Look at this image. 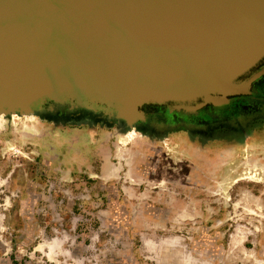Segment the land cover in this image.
<instances>
[{
  "label": "rangeland",
  "instance_id": "rangeland-1",
  "mask_svg": "<svg viewBox=\"0 0 264 264\" xmlns=\"http://www.w3.org/2000/svg\"><path fill=\"white\" fill-rule=\"evenodd\" d=\"M92 115L0 117V264H264V118L127 141Z\"/></svg>",
  "mask_w": 264,
  "mask_h": 264
},
{
  "label": "water",
  "instance_id": "water-1",
  "mask_svg": "<svg viewBox=\"0 0 264 264\" xmlns=\"http://www.w3.org/2000/svg\"><path fill=\"white\" fill-rule=\"evenodd\" d=\"M262 59L264 0H0L4 116L194 114L250 94Z\"/></svg>",
  "mask_w": 264,
  "mask_h": 264
},
{
  "label": "flooded vegetation",
  "instance_id": "flooded-vegetation-1",
  "mask_svg": "<svg viewBox=\"0 0 264 264\" xmlns=\"http://www.w3.org/2000/svg\"><path fill=\"white\" fill-rule=\"evenodd\" d=\"M262 68H264V59L254 71ZM141 110L145 114V120L133 126L124 123L120 125L100 116H92L98 121L108 122L113 126L127 127L128 130L131 127L136 133L145 135L184 131L195 136L210 138L223 132L239 133L245 131L252 122L264 118V75L252 83L250 94L233 96L226 105L219 107L207 105L194 114L169 113L166 106L158 105H144Z\"/></svg>",
  "mask_w": 264,
  "mask_h": 264
},
{
  "label": "bare ground",
  "instance_id": "bare-ground-1",
  "mask_svg": "<svg viewBox=\"0 0 264 264\" xmlns=\"http://www.w3.org/2000/svg\"><path fill=\"white\" fill-rule=\"evenodd\" d=\"M32 115L33 114H31V113H24V114H22L20 116L26 117V116H32ZM3 116L4 115H0V117H3ZM10 116H16V114H10ZM128 126H133V125H128ZM136 134L137 133L135 132V130L130 127L129 130H128V132H127V134H126V140L127 141H132L134 139V137H135Z\"/></svg>",
  "mask_w": 264,
  "mask_h": 264
}]
</instances>
